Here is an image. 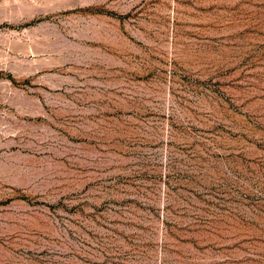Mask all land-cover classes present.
Masks as SVG:
<instances>
[{
    "label": "rangeland",
    "instance_id": "1",
    "mask_svg": "<svg viewBox=\"0 0 264 264\" xmlns=\"http://www.w3.org/2000/svg\"><path fill=\"white\" fill-rule=\"evenodd\" d=\"M0 264H264V0H0Z\"/></svg>",
    "mask_w": 264,
    "mask_h": 264
}]
</instances>
